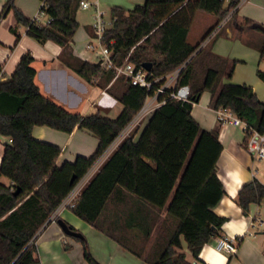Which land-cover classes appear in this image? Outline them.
Returning a JSON list of instances; mask_svg holds the SVG:
<instances>
[{
	"label": "trees",
	"instance_id": "obj_1",
	"mask_svg": "<svg viewBox=\"0 0 264 264\" xmlns=\"http://www.w3.org/2000/svg\"><path fill=\"white\" fill-rule=\"evenodd\" d=\"M39 1L44 4L39 11L49 20L46 25L27 19L14 7L13 0L5 1L0 20L13 10L17 24L26 28L28 37L38 43H56L61 47L58 58L62 63L85 81L96 79L99 88H106L114 78V69H105L100 62L79 60L72 54L81 0ZM225 2L145 0L130 11L117 6L110 9L112 23L103 42L112 51L114 65L120 66L127 59L139 69L148 62L152 64L148 79H158L149 90L132 85L124 76L114 79L106 90L123 105L115 119L99 113L82 116L68 112L41 95L34 82V59L30 53L22 55L11 77L0 82V135L11 140L4 145L0 165V179L8 180V185L0 182V264H41L35 245L37 234L137 115L146 98L155 95L164 78L178 69L174 88L156 95L161 104L138 140L134 141L136 129L125 136L69 208L148 264H190L186 252L196 259L203 245L218 236L225 219L212 209L223 196L217 176L222 145L218 130H203L193 119L192 106L203 92H208L213 110L227 109L247 124L244 146L251 129L264 134V99L244 84L223 83L225 76L231 78L236 61L214 54L209 46L200 48L211 29L196 44L187 39L196 12L213 14L220 22L239 0ZM245 24L253 22L245 19ZM260 52L263 56L264 41ZM256 75L264 82V71L257 70ZM172 91L185 94L187 100L171 99ZM35 126L67 134L77 127L91 133L98 146L90 156L79 155L58 167L55 162L60 148L36 140L32 136ZM118 192L129 195L122 226L107 222L109 209L111 212L124 200L115 197ZM263 199L264 186L254 179L238 191L236 203L247 214L251 204ZM73 239L82 244L85 261L96 264L85 237Z\"/></svg>",
	"mask_w": 264,
	"mask_h": 264
},
{
	"label": "crops",
	"instance_id": "obj_2",
	"mask_svg": "<svg viewBox=\"0 0 264 264\" xmlns=\"http://www.w3.org/2000/svg\"><path fill=\"white\" fill-rule=\"evenodd\" d=\"M5 1L0 0V13ZM13 5L27 19L33 21L38 15L41 1L34 0V4L29 5L25 1L15 0L14 2L13 0ZM117 7L124 11H130L134 8V6L130 9ZM245 19L251 20L253 24H245ZM46 20L47 16L40 17L41 24ZM197 22L205 25L203 29H208L207 31L211 29L204 41L201 42L200 48L209 46L214 54L229 61H236L231 78L225 76L223 83L244 84L252 88L256 96L263 100L264 82L257 77L256 72L261 70L264 55L262 56L261 52L255 48L242 45L239 50H235L227 40L233 38L237 33L243 36L249 35L250 38L248 39L254 38L256 41H264V37H262L264 33L260 30V27L264 28V0H239L236 7L220 22H217V18L213 14L196 12L193 15L191 26ZM191 26L187 39L190 44H196L204 36L206 30L194 32ZM253 31H258L262 35L255 34L252 36L251 32ZM86 32L87 35H85L88 36V40L85 45L92 39L90 24H88ZM81 38L82 32L79 35L75 33L71 42L73 56L90 63L100 62L95 52L83 49L82 54L81 51L77 50L75 40ZM60 52L61 47L50 40L45 43H38L28 37L26 28L17 24L13 10H9L1 18L0 82L7 81L13 74L22 55L30 53L34 59L31 64L35 69L34 82L41 95L68 112L79 113L82 116L99 113L102 117L115 119L123 110V105L106 90L113 80L104 89L97 86L98 80L96 79H92L91 82L85 81L59 60ZM88 53L93 55L94 60L90 59ZM172 74L167 75V77L172 76ZM152 99L145 100V105L149 103V108H153L151 113L158 107ZM209 102L210 94L203 92L199 101L193 104L191 116L203 130H218L219 132L218 140L222 145V151L217 161V176L223 185V196L212 210L217 216L225 219L218 236L234 239L238 244L236 252L233 254L217 251L214 247V242L218 237L216 236L203 245L196 259L188 252H186V259L190 264H264V209L260 208V203L251 204L247 214H245L236 203L238 191L244 185L256 179L264 186V176H261L255 169L254 162L262 159H254L246 151L243 130L230 124H222L219 121V112L213 110ZM138 115L139 112L74 186L55 210L49 222L35 237V245L41 264H89L83 257L82 244L67 237L62 232L56 223L58 219L65 221L85 237L91 257L96 264H148L107 235L75 216L68 206L73 199L78 197L82 187L91 179L103 161L117 148L125 136L136 129L134 141L138 140L150 118L148 116L146 119H140ZM32 136L36 140L45 141L60 148L61 152L55 162L58 167L64 161L73 162L79 155L90 156L98 146V140L91 133L77 127L67 134L48 126H35L32 130ZM8 143V138L0 135V165L4 145ZM146 161L152 166L155 165L154 162ZM115 197H118L117 199L123 197L124 202L114 206L111 212L109 209L107 222L114 226H122V214L125 211L124 206L126 207V200L129 195L118 192ZM120 207L121 211H119ZM253 222H255L254 227ZM239 238L240 241H238Z\"/></svg>",
	"mask_w": 264,
	"mask_h": 264
},
{
	"label": "built area",
	"instance_id": "obj_3",
	"mask_svg": "<svg viewBox=\"0 0 264 264\" xmlns=\"http://www.w3.org/2000/svg\"><path fill=\"white\" fill-rule=\"evenodd\" d=\"M225 1L228 2L230 0ZM43 5V2H41V6ZM79 8L83 10H87L90 8L93 9L92 23L90 24L92 39L87 43L86 50L95 52L100 59L101 65L105 69H114L115 75L113 80L119 76H124L130 81L132 85L140 86L149 90L152 84L158 81V79L149 80L147 77V71L144 68L141 67L137 69L135 65L131 62H128L127 59H125V61L120 66L114 65L111 58L112 51L103 42V35L108 27H110L112 20L110 17L106 16V13L104 11L99 9L98 0L92 2H90L89 0H81L79 3ZM42 14L44 13L42 11H39L37 17L33 20V22L41 24L40 17L42 16ZM48 22L49 20L47 18L45 22H42V25H46ZM179 71V69L177 71H174L172 76L170 77L166 76L164 78L163 84L157 89L155 95L147 97L146 101L149 98H153L152 101L156 102V105L159 106L161 103L157 101L156 95L163 92L164 89L174 88ZM169 97L178 101L187 100L185 94H176L173 91L170 92ZM148 104L149 103H146L145 105L144 103V105L140 109L138 115L140 119H146L148 116H151V111L153 110V108H149ZM216 111L219 112V121L222 124H230L236 127H240L244 133L249 129L247 124L240 118L235 116L231 111L223 108H220ZM10 142L11 140L9 139V143ZM245 149L254 159H264V135L254 129H251ZM72 201L68 204L69 207L72 205ZM252 225L254 227L255 222H253ZM237 244L238 242L234 239H228L224 236H218L214 242V247L217 251H224L233 254L236 252ZM194 263L196 262L194 261Z\"/></svg>",
	"mask_w": 264,
	"mask_h": 264
},
{
	"label": "rangeland",
	"instance_id": "obj_4",
	"mask_svg": "<svg viewBox=\"0 0 264 264\" xmlns=\"http://www.w3.org/2000/svg\"><path fill=\"white\" fill-rule=\"evenodd\" d=\"M19 2L21 1H25L27 2L29 5L34 4V0H18ZM90 2L95 1V0H89ZM15 2V0H14ZM145 2V0H98V5H99V9L104 11L106 13L107 17H110V9L114 6H121L125 9H130L135 5H141ZM226 4V2H225ZM92 14H93V9H87V10H83L81 8L78 9L77 13H76V20L78 21V28L76 30V35H79L82 32V38L81 39H76L75 40V45L77 50L81 51L83 54V49L86 51L85 49V44L88 40V36L87 35V28H88V24L92 23ZM42 16H44V14H42ZM207 24V23H206ZM205 25L201 24V23H195L194 25L191 26L192 31H200V30H207L208 29H203ZM252 36L253 35H262L260 34V32L258 31H253L251 32ZM86 34V35H85ZM203 36V35H202ZM264 37V36H262ZM250 38L249 35L248 36H243L241 34H235L233 38H228V42L230 43L231 47H233L235 50H239L240 46H246V47H252L257 49L260 52V48L263 44V40L261 41H256V39ZM191 40L193 41V39L191 38ZM258 47H255L256 45ZM227 48V46H226ZM228 49V48H227ZM89 54V53H88ZM89 57L91 60H94L93 55L89 54ZM261 70L264 71V59L262 61V65H261ZM255 169L258 170V172L260 173L261 176H264V159H262L261 161H257L255 160ZM1 183L6 185L8 183V180L6 178H1ZM261 209H264V199L260 202L259 204ZM69 237V236H67ZM72 238V237H69Z\"/></svg>",
	"mask_w": 264,
	"mask_h": 264
},
{
	"label": "water",
	"instance_id": "obj_5",
	"mask_svg": "<svg viewBox=\"0 0 264 264\" xmlns=\"http://www.w3.org/2000/svg\"><path fill=\"white\" fill-rule=\"evenodd\" d=\"M260 30L264 33V28L263 27H260ZM142 67L146 70V71H150L151 67H152V64L151 63H144L142 65ZM74 179V175L72 177L71 180ZM57 225L60 227V229L62 230V232L66 235V236H69V237H73V238H79L82 236V234L78 231H75L71 228V226H69L65 221L61 220V219H58L57 220Z\"/></svg>",
	"mask_w": 264,
	"mask_h": 264
}]
</instances>
